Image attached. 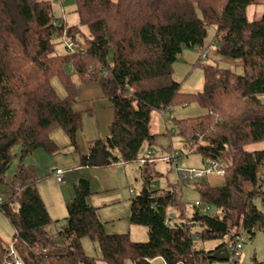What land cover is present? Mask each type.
<instances>
[{
  "label": "trees",
  "instance_id": "1",
  "mask_svg": "<svg viewBox=\"0 0 264 264\" xmlns=\"http://www.w3.org/2000/svg\"><path fill=\"white\" fill-rule=\"evenodd\" d=\"M74 1L89 35L57 18L49 1L0 0V183L21 147L12 194L0 202L13 229L11 244L0 232V264L15 259L23 264H154L156 259L213 264L219 260L212 255L234 243L237 234L264 231V148L251 149L264 145V15L249 20L247 14L256 1ZM210 27L217 30V53L240 61L242 71L202 61L203 90L185 92L173 78V65L185 47L205 52ZM64 33L74 52L57 51ZM55 78L64 85L65 98L53 87ZM89 83L100 86L114 117L108 135L81 155L80 166L139 165L143 186L132 194L129 220L148 228L146 242L107 232L89 203L88 179L75 187L64 220L54 221L38 190L36 165L24 162L39 149L59 154L52 137L58 129L77 149L82 128L77 85ZM193 103L208 112L175 119L176 127L189 153L224 171V184L198 185L209 210L195 205L189 216L180 184L158 186L183 152L170 147L164 157L147 153L156 144L152 113ZM55 222L61 228L53 237L48 229ZM85 237L99 244L100 258L85 253ZM209 242L216 245L199 247Z\"/></svg>",
  "mask_w": 264,
  "mask_h": 264
},
{
  "label": "rangeland",
  "instance_id": "2",
  "mask_svg": "<svg viewBox=\"0 0 264 264\" xmlns=\"http://www.w3.org/2000/svg\"><path fill=\"white\" fill-rule=\"evenodd\" d=\"M49 1L53 5L54 14L57 18H62L65 15L66 21L69 26H79L80 29L89 35V28L80 24L78 14L75 12L76 4L74 0H67L62 6L59 0H44ZM256 4L249 6L247 10L249 20H258L264 15V0H255ZM62 8L65 12H63ZM216 28H209V35L206 39L207 49L201 53L199 48L185 47L179 56L178 60L173 65V78L181 84V89L185 92H200L204 88L205 74L204 69L200 62L204 61L207 64L216 63L221 67L235 69L241 72L240 61L232 60L220 56L217 53V44L214 43L216 35ZM64 35L57 40V51L60 54L68 53L65 48L66 42L63 39ZM70 41V40H69ZM53 87L61 98L67 96V91L61 81L57 78L52 80ZM78 84L77 86H79ZM83 94V93H82ZM77 96V103H86V101L79 99ZM106 100V99H105ZM108 101V100H107ZM105 106H103L104 109ZM86 108V107H85ZM83 110H87V109ZM81 111V110H80ZM208 111L197 103L188 104L186 106H178L166 112H153L151 115L150 131L156 135V144L153 145V150L158 156L163 157L166 155V150L171 147L173 152H183L177 158V165L167 175L163 176L158 181V186L161 188L167 187L169 183H178L182 186L184 199L186 203L187 213L189 216L195 211V202H202L201 194L198 192V185L207 182L206 177L203 179L197 178H181L180 173L187 170L205 171L209 165L202 160V156L197 153H189V149L185 146V139L179 134L176 127L175 119H182L187 117H194L204 115ZM103 113H105L103 111ZM82 131V130H81ZM52 137L57 144L61 147L62 152L56 156L49 155L48 153L40 150L37 152L43 153L46 160L38 161L37 165L34 155L25 159V163H33L37 166L41 181L38 184V190L43 200L49 204L50 211L53 213L52 217L55 220H64L68 214L67 205L74 196L75 184L79 181L76 179V174H72L71 170L62 167L63 170L68 169L66 180L63 183H58L55 177L50 174L53 173V168L50 167L54 164L63 166L65 163H71L72 157L75 156V146L71 145V139L64 130L58 129L52 133ZM85 139V138H84ZM86 141V140H85ZM78 142V140H77ZM79 143V142H78ZM87 144V142H85ZM264 148V145L252 147L251 149ZM21 147L15 149L17 154L13 161L12 166L6 173L5 182L0 183V202L8 199L12 194L11 182L20 162ZM50 163V165H49ZM121 164V163H119ZM137 164H125L121 167L122 173L116 174L118 181L109 179L107 182L101 181L97 177L96 182L92 181L91 189L93 194L91 197L98 200L99 209L98 215L102 214V220L105 227L114 230L116 234H129V228L133 227V236L130 237L132 242H146L149 239L148 228L144 225L133 224L128 220L131 212V197L133 192H139L143 186V180ZM55 167L54 170H56ZM212 175V174H209ZM206 176V175H205ZM114 181V182H112ZM46 203V204H47ZM206 204L202 202L199 210L205 212ZM49 211V212H50ZM51 215V214H50ZM101 219V218H100ZM61 224L56 222L49 226L50 234L55 237ZM0 232L5 243L11 244L13 229L8 218L0 210ZM108 232V231H107ZM111 233V232H108ZM113 234V233H112ZM83 249L86 254L100 258L101 250L97 242L92 241L90 238L85 237L82 240ZM234 243H230L232 247ZM216 242L201 243L199 247H212ZM101 264H107L101 262ZM126 264H132L127 261ZM154 264H164L162 259H158ZM213 264H230L229 261H216ZM238 264H264V231H259L253 237L247 233H243V249L239 257Z\"/></svg>",
  "mask_w": 264,
  "mask_h": 264
},
{
  "label": "crops",
  "instance_id": "3",
  "mask_svg": "<svg viewBox=\"0 0 264 264\" xmlns=\"http://www.w3.org/2000/svg\"><path fill=\"white\" fill-rule=\"evenodd\" d=\"M78 95L80 97L79 99L86 101V103H83V105H81L82 104V102H81L79 105L75 106L76 110L82 114V128H81L82 131L79 130V132L77 134V140L79 143L77 142V149L74 151L75 156L72 157L73 161H71V163H65V164H63V166L60 164L51 165L50 167L53 168V173L50 175L55 177V179H56L55 170H54L55 167H57V169H62V167H65L68 169H72L71 170L72 174H76V177H77L76 179H78L79 181L75 184V187L79 184L81 179H88L90 181V183L92 184V181L96 182V180H98L97 177H100L102 179L101 181H105V182H107V180L111 179V177H112V179L116 180L115 181V183H116L118 181V179H116V174L119 175L120 173H122L121 167L124 166L125 164H116V165L109 166V167H96V168H87V167H81L80 166L81 155L88 153L89 144L96 139H99L101 137H105L106 135H108L109 126H110V124L113 120V117H114L113 105L108 99L104 98L102 90L97 83L80 84L78 86ZM103 106H105L104 109H103ZM84 108L87 110H83ZM103 111L105 113H103ZM85 142H87V144ZM40 150H43V149L37 150L34 154H37V152H39ZM44 152H46V151H44ZM61 152H62V149H61ZM61 152L59 154H61ZM49 155H51V154H49ZM56 155H58V154H56ZM56 155H54V156H56ZM34 156H35L37 165L40 164L38 161L46 160V157H45V155H43V153H39V155H34ZM29 164H33V163H29ZM49 165H50V163H49ZM68 169L64 170L66 172L65 180H66V176L68 174ZM180 177L185 178L181 174H180ZM205 177H206L207 182L212 186H220V185L224 184V176H221L218 174H212V175H207ZM205 177H203V178H205ZM203 178H200V179H203ZM56 181H57V179H56ZM112 182H114V181H112ZM97 202H98L97 199H93V197L89 198V203L91 205H93L94 207H96L98 210L100 206ZM45 203H47V202L45 201ZM47 206H48V209L50 211V207H49L48 203H47ZM50 214L53 218L56 217V215L53 216V213H51V211H50ZM129 216H128V220H129ZM99 217L102 220V214L101 213H100ZM105 228L108 232H111V234L112 233L116 234V233H114L115 231L112 230L111 228H109V227H105ZM128 233L131 237L133 236V227L129 228ZM156 260H158V259H156ZM164 264H165V262H164Z\"/></svg>",
  "mask_w": 264,
  "mask_h": 264
},
{
  "label": "built area",
  "instance_id": "4",
  "mask_svg": "<svg viewBox=\"0 0 264 264\" xmlns=\"http://www.w3.org/2000/svg\"><path fill=\"white\" fill-rule=\"evenodd\" d=\"M66 1L67 0H59V2L61 3L62 6L65 4ZM62 10H63V12H65L63 8H62ZM62 18H63L62 19L63 21H66L64 14H63ZM63 35H64L63 39L66 42L65 48L69 52H74L75 51L74 42L71 40L69 41L66 33H64ZM154 154H155V151L150 150V151H148L147 156H152ZM146 160H147V157H144V159L141 161V163H144ZM65 174H66V172L63 169H56L55 170V176H56V179L59 183H63L65 181ZM209 174H218V175L223 176L224 171L218 167L217 163L210 162L209 167L205 171H197V170L192 169V170H187V171L181 173V175L185 178L186 177H192V178H197V179L203 178V177H205V175L207 176ZM195 205L200 208L202 205V202L196 201ZM208 210H209V207L206 206L204 211H208ZM228 248L230 251V259H229L230 264L238 263L239 257L241 255V252L243 249V233L237 234L235 237L234 244L232 245V247L229 246ZM12 251H13V249H12ZM10 264H23V262L19 259H15V261L10 263Z\"/></svg>",
  "mask_w": 264,
  "mask_h": 264
},
{
  "label": "water",
  "instance_id": "5",
  "mask_svg": "<svg viewBox=\"0 0 264 264\" xmlns=\"http://www.w3.org/2000/svg\"><path fill=\"white\" fill-rule=\"evenodd\" d=\"M212 257L219 261H229L230 259V251L229 248H223L218 250Z\"/></svg>",
  "mask_w": 264,
  "mask_h": 264
}]
</instances>
